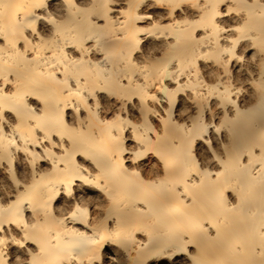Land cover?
I'll return each instance as SVG.
<instances>
[{"label":"bare ground","instance_id":"1","mask_svg":"<svg viewBox=\"0 0 264 264\" xmlns=\"http://www.w3.org/2000/svg\"><path fill=\"white\" fill-rule=\"evenodd\" d=\"M0 264H264V0H0Z\"/></svg>","mask_w":264,"mask_h":264}]
</instances>
